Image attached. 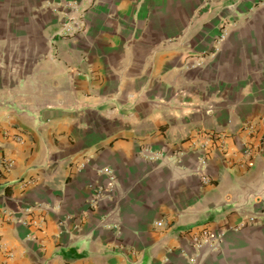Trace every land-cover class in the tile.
Here are the masks:
<instances>
[{
  "label": "crops",
  "instance_id": "1",
  "mask_svg": "<svg viewBox=\"0 0 264 264\" xmlns=\"http://www.w3.org/2000/svg\"><path fill=\"white\" fill-rule=\"evenodd\" d=\"M0 264H264V0H0Z\"/></svg>",
  "mask_w": 264,
  "mask_h": 264
},
{
  "label": "built area",
  "instance_id": "2",
  "mask_svg": "<svg viewBox=\"0 0 264 264\" xmlns=\"http://www.w3.org/2000/svg\"><path fill=\"white\" fill-rule=\"evenodd\" d=\"M74 27L73 25L67 24L62 27L60 31V36L66 37L70 36L71 34L74 33ZM215 136L213 134L207 133L200 135L199 137L195 138L192 142V147L194 149H199L204 152V155L200 158L199 161V168L197 169V172L202 175L203 177V182L206 184L208 182V179L205 177V167L207 165V157L206 153L210 150L211 148V143L213 140H215ZM145 157L147 159H157L158 157H162L161 154H158L156 152L146 150L145 152ZM245 155L251 156V149L247 148L244 151ZM13 166V162L7 163V168H11ZM105 195V190L100 189L97 191V198H103ZM3 216L5 217H10L11 214L7 210L2 211ZM255 218L252 217L250 218V222H255ZM163 224L162 222H158L157 226L161 227ZM191 241L196 249H203L205 247H213V243L210 241V232L208 230H203L198 234H193L191 235Z\"/></svg>",
  "mask_w": 264,
  "mask_h": 264
}]
</instances>
